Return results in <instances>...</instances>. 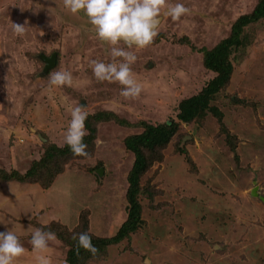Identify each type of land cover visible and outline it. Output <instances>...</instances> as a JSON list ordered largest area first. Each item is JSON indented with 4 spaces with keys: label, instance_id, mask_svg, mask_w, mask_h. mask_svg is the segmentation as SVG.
<instances>
[{
    "label": "rangeland",
    "instance_id": "obj_1",
    "mask_svg": "<svg viewBox=\"0 0 264 264\" xmlns=\"http://www.w3.org/2000/svg\"><path fill=\"white\" fill-rule=\"evenodd\" d=\"M256 1L165 0L152 42L127 48L93 35L87 17L70 12L64 0H0V169L23 172L41 157L43 143L65 145L71 108L76 106L88 115L111 111L124 123L156 125L175 119L181 99L215 75L203 67L200 51L227 37L234 20L249 13ZM176 3L189 11L174 21L166 13ZM12 22L26 24L25 33L15 34ZM262 23L250 31L251 43L234 61L230 84L214 101L229 132L239 140L237 159L223 147L214 118L207 117L197 129L182 125L179 146L188 150L197 172L189 173L184 158L171 154L169 144L164 162L155 163L142 178L151 196L140 197L144 223L130 241L109 247L105 259L88 264H264ZM112 47L136 56L130 68L141 86L139 96L125 98L119 82L99 81L93 75L92 61L122 59L111 56ZM53 52L57 60L49 73L69 71L70 86L49 87L40 54ZM231 95L242 104L235 106ZM136 131L101 123L87 145L88 155L67 153L62 173L46 190L20 183L24 188L19 191V182L0 181V208L13 217L5 220L9 215L0 210L5 223H0V231H14L25 249L12 264H37V255L47 256L50 264L63 263L64 245L54 232L55 239L42 252L30 244L32 233L52 221L70 230L76 224L85 227L88 216L93 233L106 236L116 231L126 215L125 176L132 161L123 139ZM252 178L256 186L250 184Z\"/></svg>",
    "mask_w": 264,
    "mask_h": 264
},
{
    "label": "trees",
    "instance_id": "obj_2",
    "mask_svg": "<svg viewBox=\"0 0 264 264\" xmlns=\"http://www.w3.org/2000/svg\"><path fill=\"white\" fill-rule=\"evenodd\" d=\"M263 21L264 0H257L249 13L242 14L234 20L227 37L221 39L212 48L200 51L202 52L203 67L214 72L215 75L204 83L199 91L181 99L175 119L152 125L144 121L136 124L124 123L120 117L111 111H97L87 115L85 120L87 133L83 137V142L86 145L93 142L97 126L101 123L113 122L138 129V131L125 136L123 139V147L132 154L130 168L125 176L126 215L116 231L114 230L113 233L106 236L97 235L89 229L88 216L83 222L85 227L76 224L70 230L65 227L67 225L60 226L53 221L49 223L51 226H48V224L40 225L41 230L54 232L57 238L62 240L65 251L63 263L61 262V264H88L105 259L109 247L116 246L123 240H131L130 237L136 231V228L144 223L141 217L143 208L140 197L147 193L143 188L142 178L155 163L161 164L164 162V153L169 144L172 145L171 154H179L184 158L188 165V172H197L195 161L191 158L188 150L179 146L181 135L183 136L179 133L182 125L192 124L197 129L205 123L207 117L214 118L218 123L217 135H223L224 138L223 147H227L231 153L235 154V159H237L235 150L239 140L235 134L229 132L226 124L222 121L223 112L219 109L217 102L214 103V101H217L224 88L230 84L234 61L243 56L245 49L251 43L253 35L249 36L250 31L255 32L259 29ZM253 26H256V29H252ZM50 70L46 73H49ZM228 98L232 99L231 101L234 102L235 106L242 104V101L234 98L233 95L228 96ZM251 107L255 109V103H252ZM42 148L41 157L32 161L27 170L18 172L13 169L8 171L0 169V181L38 184L44 190L50 188L57 176L62 173L64 165L69 160L66 155L71 150L67 144L57 146L53 143H43ZM147 196L151 197L149 194ZM59 227L63 231H60ZM82 232H86L91 237V243L97 249L94 254L78 247L74 236ZM20 239L23 238L20 237Z\"/></svg>",
    "mask_w": 264,
    "mask_h": 264
},
{
    "label": "clouds",
    "instance_id": "obj_3",
    "mask_svg": "<svg viewBox=\"0 0 264 264\" xmlns=\"http://www.w3.org/2000/svg\"><path fill=\"white\" fill-rule=\"evenodd\" d=\"M165 0H64V7L76 14L82 12L87 17L93 35L106 44L122 43L127 48H142L150 44L157 35L161 22L160 10ZM189 11L182 3H176L167 8V15L172 20H178ZM12 31L23 35L26 24L12 22ZM111 56L122 58L116 62L105 63L92 61V72L99 81H116L124 87L121 95L125 98H135L141 92V86L131 77L130 65L136 56L124 48L112 47ZM72 74L66 70H53L48 74L49 87L70 86ZM87 112L82 106L71 108V119L66 129L65 143L71 152L77 156H87V145L83 142L86 135L85 120ZM0 223L5 224L3 221ZM55 239V234L37 229L32 233L30 244L36 252H42L48 247L49 241ZM78 247L93 254L97 249L91 243V237L82 232L74 236ZM25 251L14 231H0V264H12V261ZM37 264H50V259L44 255L36 256Z\"/></svg>",
    "mask_w": 264,
    "mask_h": 264
},
{
    "label": "water",
    "instance_id": "obj_4",
    "mask_svg": "<svg viewBox=\"0 0 264 264\" xmlns=\"http://www.w3.org/2000/svg\"><path fill=\"white\" fill-rule=\"evenodd\" d=\"M40 59L44 62L42 73H46L49 69L53 68L56 63V53L53 52L51 56L46 57L43 54H40ZM98 173L101 174V169H98ZM252 195H256V190H251Z\"/></svg>",
    "mask_w": 264,
    "mask_h": 264
},
{
    "label": "crops",
    "instance_id": "obj_5",
    "mask_svg": "<svg viewBox=\"0 0 264 264\" xmlns=\"http://www.w3.org/2000/svg\"><path fill=\"white\" fill-rule=\"evenodd\" d=\"M252 180H254V179L252 178ZM9 183H10V182H9ZM257 183H258V182H257ZM18 184H19V185H18V186H19V187H18V190L20 191V188H21V191H22L23 188H24V186H23L22 184H20V183H18ZM250 184H253L254 186H256V185H257V184H256V180L251 181ZM14 185H16V184H14ZM16 187H17V186H16ZM0 191H3L2 187H0ZM253 196H255V195H253ZM0 210H3V209L0 208ZM3 211H5V210H3ZM1 213H4V212H1ZM5 213L8 214V212H6V211H5ZM8 215H9V216H7V218L5 217V220L8 219V218L11 219L12 216H11L10 214H8ZM12 218H13V217H12Z\"/></svg>",
    "mask_w": 264,
    "mask_h": 264
},
{
    "label": "flooded vegetation",
    "instance_id": "obj_6",
    "mask_svg": "<svg viewBox=\"0 0 264 264\" xmlns=\"http://www.w3.org/2000/svg\"><path fill=\"white\" fill-rule=\"evenodd\" d=\"M56 53V52H55ZM49 56H51V54L50 55H48V56H46V57H49ZM56 60H57V53H56ZM44 63V62H43Z\"/></svg>",
    "mask_w": 264,
    "mask_h": 264
}]
</instances>
